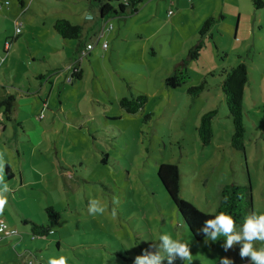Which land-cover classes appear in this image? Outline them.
I'll list each match as a JSON object with an SVG mask.
<instances>
[{"label":"rangeland","instance_id":"rangeland-1","mask_svg":"<svg viewBox=\"0 0 264 264\" xmlns=\"http://www.w3.org/2000/svg\"><path fill=\"white\" fill-rule=\"evenodd\" d=\"M0 1H9L8 10H0V38L6 35L22 57L30 50L38 52L40 40L47 43L49 39L40 33H51L54 20H74L69 9H74L76 21L84 24L83 48L89 42L94 45L80 63L81 79L70 80V73L65 76L62 69H56L61 74L57 81V77L51 78L57 91L50 97V84H44L37 95L39 85L20 75L23 67L6 69L0 60V75L15 70L10 73L13 82L9 89L18 95L27 92L17 104L27 110L30 130L27 172L31 180H40L31 186L33 195L42 197L44 205L52 203L60 214L58 222L44 221L53 233L41 239L22 229H17L13 238L0 234V264H48L61 256L68 258L67 264H132L142 250L158 244L163 234L191 249V260L176 264H220L222 257L233 264H250L240 258L239 244L224 250L223 235L216 241L191 236L161 184L157 168L163 162L177 164L180 195L208 213L216 210L225 184L243 186L249 182L252 213L264 214V9H254L250 0H182L179 5L176 1L144 0L135 6V12L128 6L101 18L98 7L89 0H23L24 7L20 0ZM113 5L118 8L117 2ZM206 14L197 22V16ZM208 17L213 23L200 34ZM14 21L20 23L18 33ZM106 21L112 30L102 28ZM103 31L106 33L97 41ZM49 42L68 56L66 63L74 55L80 58V52L74 53L75 40L61 45ZM197 44H201L199 55L190 58L189 50ZM239 62L246 64L249 73L244 152L229 144L233 126L220 87L221 71ZM182 64L189 80L166 87L165 77ZM57 66L62 67V62ZM54 72L48 70L47 77ZM203 80V92L197 96L187 93L188 87ZM0 91L4 93L1 87ZM138 94L147 96L138 112L130 114L119 106L121 98ZM210 108L217 110L211 127L218 136L214 142L224 144L220 148L211 143L202 146L196 130L200 115ZM42 129L44 142L38 136ZM48 145L52 149L47 152ZM103 151L108 154L105 162L101 160ZM54 157L57 169H65L62 175L52 165ZM67 171H75V176L71 178ZM94 199L104 206L103 214L89 213ZM33 200L27 202V210L36 218ZM38 216L45 217L43 213ZM21 232L23 241L18 243ZM253 247H264V241L254 242ZM26 250L27 255L21 256Z\"/></svg>","mask_w":264,"mask_h":264},{"label":"trees","instance_id":"trees-1","mask_svg":"<svg viewBox=\"0 0 264 264\" xmlns=\"http://www.w3.org/2000/svg\"><path fill=\"white\" fill-rule=\"evenodd\" d=\"M143 1L144 0H89V3L90 5L98 7L99 17L107 18L111 13L125 11V8L128 6L132 7L131 12H135L137 10L135 6ZM250 1L254 9H264V0ZM19 2L22 3L21 0ZM114 2L118 3V8L113 5ZM212 23L213 18L208 17L202 23L199 33H205L211 27ZM53 28L63 39L77 40L78 42L82 39L83 27L80 24H72L68 20L62 18L54 21ZM200 48L201 44H197L194 48L190 49L189 57L197 58ZM221 73L223 78L220 87L233 126L230 146L234 150L244 152V89L248 82V69L244 62H239L230 69H223ZM82 75L83 70L77 65L72 69L70 80L73 78L81 79ZM188 80V71L182 64L165 77L164 84L168 88H174L186 83ZM205 88L206 81L203 80L198 85L188 87L187 93L191 96H197L203 92ZM145 95L146 94H138L131 98L123 97L119 100V106L127 113L134 114L143 108L144 103L147 100V96ZM13 102L14 97L9 96L3 105H6L8 110ZM216 114V108H210L200 115L199 124L197 125L196 130L202 146H207L211 143V122ZM102 153L103 157L101 160L105 162L108 154L104 151ZM8 172L9 169H7V173ZM157 176L172 200L183 223L186 225L191 236L196 240L206 237L200 233L204 221L214 218V216L220 212L230 214L235 219L236 225L240 228H242L245 218L252 213V195L249 182L243 186L235 183L225 184L220 190V199L216 210L212 213H208L198 209L193 203L183 199L180 195L181 175L177 164L173 162L160 163L157 168ZM225 198H227V202L225 201ZM45 212L49 220L53 219L56 222L60 218V214L55 211L52 206H47ZM30 225L32 238L44 237L49 233H53L48 225L33 222H31Z\"/></svg>","mask_w":264,"mask_h":264},{"label":"crops","instance_id":"crops-1","mask_svg":"<svg viewBox=\"0 0 264 264\" xmlns=\"http://www.w3.org/2000/svg\"><path fill=\"white\" fill-rule=\"evenodd\" d=\"M21 1H22V3L19 2V4L22 7H24L25 1H23V0H21ZM169 1H170V4H173L172 1H176V5H179V1H182V0H169ZM195 1H200V0H195ZM220 1H224V0H220ZM87 2L89 3V1H87ZM8 5H9V1L7 4L5 2L1 3V1H0V10H2V9L8 10V7H5ZM68 12H70L71 17L74 20H69L67 18H65V19L68 20L69 22H71L72 24L82 25L83 31H84V24L76 21L77 20L76 19V16H77L76 11L74 9H69ZM219 15L221 16V11L219 12ZM206 16H207V14L204 15L203 17L197 16L196 17L197 22H198V17H201L199 21L202 22ZM54 21L52 22L53 31H51V33H50V31H42L40 33V34H43L44 37H47L49 39L47 41V43H44V40H40V43L42 45H41V48L38 50V52H34V51L30 50L28 53L24 54L23 57L20 54L18 55L14 51V43H12V41H10L6 35H3L0 38V40L2 41V45H3L2 48H0V60H1V62H3V63H1V65L4 64V62H5L6 69H9V67H11V66L19 67V68L23 67V70L19 73H21L20 75L25 77V79L27 81L31 82V80H33V79L36 81V83L39 85V88H40L37 92V95H39L38 93H41V89L44 86V84L45 85L50 84V88L47 92V97H50L51 95L55 94L57 91L55 88V85L52 84L54 82V80H51L52 77H57L55 79L56 81L59 79L61 72H59V70H56V69H62V72H64L65 76H67V74H69V73L71 74L72 69L77 65L79 66V68H81L83 70V68L80 64L81 61L83 60V58L77 59L76 56L74 55L73 58H71V60H69L66 63V61L69 59L68 56L66 54H60L61 51L58 50V48H55L54 46L49 45V43H50L49 41H51V43H54V42L60 43V45H61V43L67 44V42L70 41L69 39H63L59 34H57L55 29L53 28ZM14 22H16V21H14ZM14 25H15V23H14ZM107 31H110V30H107ZM105 33H103V34H105ZM95 36H94V38H95ZM38 37H41V36L38 35ZM101 38L102 37H100V38L98 37L97 41L100 40ZM75 41L77 43L75 42V46H74L75 52L74 53L78 54L80 52V50L83 49V45L81 42H78L77 40H75ZM89 43H91V42H89ZM46 44H48V45H46ZM93 47H94V45H93ZM2 52H3V54H2ZM90 53H91V51L88 53V55H90ZM8 61H10V62H8ZM59 61L62 62V64H63L62 67L57 66ZM48 70L55 71L54 74H52L53 76L51 75L50 77H47V71ZM14 72H15V70H11L7 73L0 75V87L4 90V93L0 91V152L4 153V159L6 161L5 169H4V172H5L4 182L7 183L9 188L11 189V191L6 194L7 204L5 205L2 214H0V221H2L3 223L6 224L7 229H11V230H17L18 229L20 231L22 229L24 232L27 230L31 231V227H30L31 222L48 225L51 229V225L47 222H44L45 220H49L47 217V214L45 212V208L47 206H52V208L54 209L55 207H54V205H52V203H49V202H46V204L44 205V202L42 201V197L35 198V195H33L31 186L34 183H35L34 185H36V183H39L40 180H37V181L31 180V178L29 177L30 173L27 172V169H28V164H27V137H29L31 140L30 130L29 129L27 130V114H26L27 110H23L24 105H23V107L20 108L19 105L17 104V102H20L24 99L23 98L24 96H22L21 94H27V92H23V93L18 95L17 93H15V92L13 93L12 90L9 89V87L11 86L10 84L13 82L12 77L10 76V73H14ZM69 79H71L70 75H69ZM245 88H246V86H245ZM9 96L14 97V102H13L12 106H9V108L7 110L6 105H3V104H5V102ZM244 97H245V89H244ZM46 101H43L42 103L46 104ZM244 104H245V102H244ZM20 113H25L26 116L23 118H19L18 114H20ZM54 122H55V120H54V118H52L51 124L53 125ZM38 128H40V127H38ZM211 129H212V140H211L210 145H213V146L215 145V146H217V148H220L224 144L214 142L215 138L218 136L214 135L213 126L211 127ZM43 131L44 130L42 129L38 133V136H39L40 141L44 142L45 139H44V134H42ZM229 144H230V142H229ZM51 149H52V146L48 145L46 151L48 152ZM58 158H59V160L62 159L61 157H58ZM57 162H58V160L55 158V160L52 161V165L55 166L56 171L62 175L63 172H65L64 171L65 169L63 171L58 170L57 166H59V165H57ZM191 162L194 163L193 161H191ZM194 164H196V163H194ZM7 169H9L8 173H7ZM74 172L75 171H67V174L71 178H73L75 176ZM180 175H181V173H180ZM56 187H58V186H56ZM33 199H36V204H37L36 218H35L34 214L31 213L29 208L27 210V202L28 201H34ZM42 213L45 216L44 218H42V217L40 218V216H38ZM42 219H44V220H42ZM24 221H26V222H24ZM58 221H59V219H58ZM28 227H29V229H28ZM51 230L53 231V229H51ZM16 235L17 234L12 235V236L15 237ZM12 236H11V238H13ZM18 237H19V241H20L18 243H22L23 232H21V235H19ZM38 238L41 239L42 237H36V239H38ZM25 249H27V247ZM28 251H32V249H28ZM20 255L21 256L27 255V250L24 251V253L22 252Z\"/></svg>","mask_w":264,"mask_h":264},{"label":"clouds","instance_id":"clouds-1","mask_svg":"<svg viewBox=\"0 0 264 264\" xmlns=\"http://www.w3.org/2000/svg\"><path fill=\"white\" fill-rule=\"evenodd\" d=\"M91 19V16L87 17ZM4 153L0 152V214L7 204L6 194L11 191L8 184L4 182L5 169ZM227 202V198H225ZM104 206L98 199L90 201V214H103ZM113 217L116 212L113 209ZM200 233L212 241H216L221 235L226 237L222 245L227 252L239 244V256L242 260L247 259L250 264H264V247L255 249L254 242L264 241V214L251 213L245 218L242 228L237 230L235 219L228 213L220 212L214 218L205 220ZM207 244V240L205 241ZM68 258L61 256L59 259H50L48 264H67ZM191 249L189 245L180 240L173 239L170 235L163 234L159 237L158 244H150L142 253L136 255L132 264H176L177 261H190ZM220 264H233V260L222 257Z\"/></svg>","mask_w":264,"mask_h":264},{"label":"built area","instance_id":"built-area-1","mask_svg":"<svg viewBox=\"0 0 264 264\" xmlns=\"http://www.w3.org/2000/svg\"><path fill=\"white\" fill-rule=\"evenodd\" d=\"M5 3L7 4L8 1H5ZM171 13V11H168V15ZM15 30L18 33L19 32V27H20V23L19 22H15ZM104 30H111L112 29V25L108 24V22L105 23V25L102 27ZM104 31L102 33H100L99 38L103 35ZM103 47L106 46V43L103 42L102 44ZM93 48V44L92 43H87L85 45V47L80 51V58H83L84 56H86ZM0 234H5V236H10V235H15L16 234V230H9L7 229V226L5 223L0 221Z\"/></svg>","mask_w":264,"mask_h":264}]
</instances>
